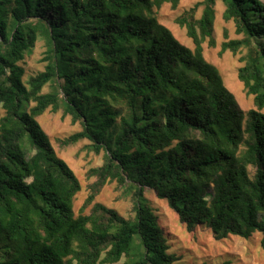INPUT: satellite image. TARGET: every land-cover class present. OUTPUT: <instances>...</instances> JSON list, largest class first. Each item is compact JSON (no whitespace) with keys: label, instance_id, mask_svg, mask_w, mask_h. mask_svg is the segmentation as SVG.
I'll return each mask as SVG.
<instances>
[{"label":"trees","instance_id":"16d2710c","mask_svg":"<svg viewBox=\"0 0 264 264\" xmlns=\"http://www.w3.org/2000/svg\"><path fill=\"white\" fill-rule=\"evenodd\" d=\"M218 1L241 36L219 55L241 54L247 112L204 55L205 43L216 46ZM180 3L0 0V264H175L147 191L190 233L264 237V0L185 11L176 23L193 49L157 17ZM40 40L44 71L25 80L22 63ZM47 112L81 127L61 148L88 141L103 153L78 216L82 185L39 122ZM114 183L132 201L129 217L96 202Z\"/></svg>","mask_w":264,"mask_h":264},{"label":"rangeland","instance_id":"374dc122","mask_svg":"<svg viewBox=\"0 0 264 264\" xmlns=\"http://www.w3.org/2000/svg\"><path fill=\"white\" fill-rule=\"evenodd\" d=\"M203 0H181L179 7L173 10L169 4L157 11L159 23L169 28L174 36L185 46L194 48V44L187 37L186 29L181 28L176 20L187 10ZM216 20L214 26V39L216 46L209 48L204 45V55L208 62L215 65L222 73L227 89L235 96L239 106L245 112L254 108L253 97H249L243 84L239 81L238 71L243 65L240 63L241 54L234 56L230 52L220 57L222 43L229 40L240 39L235 33L232 22L223 19L224 5L218 1L216 5ZM203 7L198 10L197 16L202 14ZM45 42L40 40L33 53L26 56L22 66L26 69L25 80L44 71L46 63L43 62L46 52ZM47 91V89H45ZM44 131L55 148L58 156L63 159L75 172L81 182L82 191L74 202V212L78 216L89 195V187L94 179H89L87 173L90 169L100 167L103 164V153L97 155L88 149L89 142L81 141L75 145L61 148L59 140L69 137L81 130L79 124H72L70 117H63L62 113L47 112L39 118ZM148 204L157 213L161 225L171 236L170 242L174 243L171 252L181 260L175 264H219L224 261H232L235 264H264V237L256 233L250 239L230 237L217 241L209 230L198 229L188 232L186 226L181 224L175 211L171 209L166 200L160 199L152 191H147ZM96 202L117 210L123 216L129 217L132 212V201L117 190L116 184L107 185ZM88 213V210L86 211ZM119 264H124L122 260Z\"/></svg>","mask_w":264,"mask_h":264}]
</instances>
